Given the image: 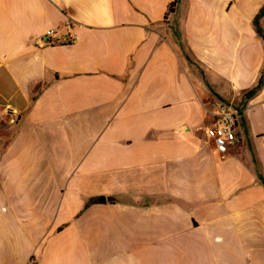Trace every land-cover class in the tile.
Here are the masks:
<instances>
[{"label":"crops","instance_id":"crops-1","mask_svg":"<svg viewBox=\"0 0 264 264\" xmlns=\"http://www.w3.org/2000/svg\"><path fill=\"white\" fill-rule=\"evenodd\" d=\"M175 1L0 0V264H264V0Z\"/></svg>","mask_w":264,"mask_h":264},{"label":"built area","instance_id":"built-area-1","mask_svg":"<svg viewBox=\"0 0 264 264\" xmlns=\"http://www.w3.org/2000/svg\"><path fill=\"white\" fill-rule=\"evenodd\" d=\"M52 39L66 45L75 43L78 39L76 25L67 21L60 31L51 32L50 41ZM211 112L214 122L205 130V136L213 144L215 152L225 156L237 142L239 111L232 105L215 101L211 104Z\"/></svg>","mask_w":264,"mask_h":264},{"label":"trees","instance_id":"trees-1","mask_svg":"<svg viewBox=\"0 0 264 264\" xmlns=\"http://www.w3.org/2000/svg\"><path fill=\"white\" fill-rule=\"evenodd\" d=\"M179 2H180V0H176L175 3H173V5L171 6V8H170L169 11H170V12H173L175 6H176ZM263 17H264V7L261 9L260 13L257 15V17L255 18V21H254V24H255V27H256L257 33H258V34L263 38V40H264V30L259 26V21H260V19L263 18ZM263 84H264V71H263L262 77H261V79H260L259 84L257 85V87H256L253 91L249 92V93L247 94V96L250 97V96L254 95V94H255V93H256V92H257V91L263 86ZM109 201H110L111 203H114V202H115V199H109Z\"/></svg>","mask_w":264,"mask_h":264}]
</instances>
